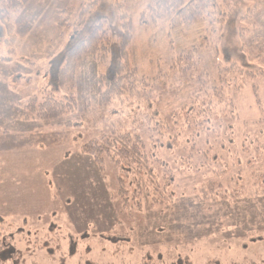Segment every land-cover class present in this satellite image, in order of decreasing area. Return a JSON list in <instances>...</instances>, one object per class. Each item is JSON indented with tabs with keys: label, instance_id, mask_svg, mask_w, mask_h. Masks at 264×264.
I'll use <instances>...</instances> for the list:
<instances>
[{
	"label": "rangeland",
	"instance_id": "obj_1",
	"mask_svg": "<svg viewBox=\"0 0 264 264\" xmlns=\"http://www.w3.org/2000/svg\"><path fill=\"white\" fill-rule=\"evenodd\" d=\"M120 1L132 21L130 63L148 85L101 103L98 73L107 60L85 56L75 73L76 109L56 120L25 118L23 105L42 86L50 88L48 62L80 22L75 18L84 0H31L11 17L15 43L5 42L13 31L0 29V131L67 132L50 145L0 151V238L11 239L17 264H141L177 256L192 264H264V73L226 69L234 62L243 71H264V0H218L225 11L227 4L236 7L223 30L212 18L176 23L170 14L152 20L147 13L140 23L141 12L158 0ZM70 2L74 7L63 11ZM113 2L104 0L80 24L88 28L105 14L117 41ZM214 87L237 114L224 113L213 123L232 124L233 133L223 134L221 127L202 134L197 145L203 150L170 182V170L188 162L190 150L181 141L189 133L172 148L152 150L170 141V128L159 129L166 132L161 135L144 115L157 110L168 119ZM111 134L139 135L148 161L125 173L110 156H103L100 168L81 151L85 142ZM118 235L126 239H109Z\"/></svg>",
	"mask_w": 264,
	"mask_h": 264
},
{
	"label": "trees",
	"instance_id": "obj_2",
	"mask_svg": "<svg viewBox=\"0 0 264 264\" xmlns=\"http://www.w3.org/2000/svg\"><path fill=\"white\" fill-rule=\"evenodd\" d=\"M31 0H0V29L5 32H10L12 39H6L5 42L15 43L19 39L16 23L12 21V15L20 14L30 4ZM104 0H84L80 2L77 8L78 15L75 20H80L86 24L87 19L93 13L91 10L95 7H100ZM69 3V6L63 11L71 10L74 5ZM117 17L119 19L118 40L115 41L113 26L110 23L107 15H99L94 20L93 24L86 28L76 22L71 30L66 45L61 51L51 59L48 65L47 73L49 75L50 88L41 87L39 92H35L27 97L23 109L25 118H37L43 121L56 120L66 114L73 113L76 109L77 100L73 95L75 73L78 63L85 56H90L96 63H102L107 60V66L104 71L98 73L97 87L100 93L99 100L101 103H109L112 99L120 97L124 93H133L138 86L148 85L146 77H140L137 74V69L131 65L129 57V46L132 43V21L129 14L123 10V2L114 0ZM230 11H225L218 0H158L155 5H149L146 10L141 12L140 23L147 20L148 15L152 20H157L163 14L172 15V21L176 23L193 21L195 19L212 18V21L221 23V29H224L226 22L230 21L235 14V5L227 4ZM224 16H228L225 18ZM243 17L245 15H242ZM239 18V15H238ZM149 20V19H148ZM206 38V36H204ZM221 37V35H220ZM190 51V50H189ZM188 51V55H189ZM187 55V56H188ZM223 69V68H222ZM221 69V70H222ZM232 72L238 69L244 74L255 76L262 74L264 71L250 72L243 71L237 64L231 62V65L226 68ZM213 92H208L206 95L197 93L192 98L190 104L182 109L174 111L170 118H163L157 110L147 111L144 118L148 117V122H152L151 126L145 122L150 129H166L170 128V141L159 145H152V150L161 146L172 148L179 141L185 132H188L190 139L183 140L185 148L190 152L187 157V164L182 169L170 170V182L173 181L176 171L182 172L191 166V157L198 154L201 147L198 143L202 142L198 139L202 134H216L217 129L223 128V134H232L229 131L232 124L213 123L216 120H221L226 115L231 117L236 116V109L233 102L228 99H223L218 88H213ZM59 93V94H58ZM201 95V98L200 96ZM224 103L223 107H219L220 103ZM154 120V121H153ZM168 122V123H163ZM63 124H70L67 120ZM160 134L166 132L159 130ZM67 132L64 131H47L34 130L28 133H16L8 130L0 131V151L2 150H18L21 148L30 147L36 144H53L61 139H64ZM234 140V139H232ZM230 140V141H232ZM243 142V141H241ZM220 144L219 147H223ZM210 148L213 145L209 146ZM145 150L139 135H121L116 139L114 134L109 136H101L99 140H90L81 146V151L91 156L94 162L101 168L103 156H110L123 172L135 173L136 170L142 167L144 161L149 158L145 156ZM151 156V154L149 155ZM148 156V157H149ZM160 162L159 158L157 159ZM152 183V180H148ZM264 182L261 181V183ZM138 188L136 189L137 192ZM201 192H204L202 187ZM158 202L161 198H156ZM170 200L173 201L172 192ZM261 236H255L253 239H260ZM113 241L125 240L126 236L109 237ZM12 247V248H11ZM18 253L11 244V239L0 238V264H17ZM141 264H192L186 256H177L170 260L157 258L156 262H151L144 258ZM205 264H220L217 260H211ZM229 264H257L250 260L238 263Z\"/></svg>",
	"mask_w": 264,
	"mask_h": 264
}]
</instances>
